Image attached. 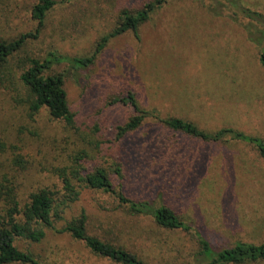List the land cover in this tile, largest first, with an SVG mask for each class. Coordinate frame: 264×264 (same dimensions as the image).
Instances as JSON below:
<instances>
[{
    "label": "rangeland",
    "instance_id": "1",
    "mask_svg": "<svg viewBox=\"0 0 264 264\" xmlns=\"http://www.w3.org/2000/svg\"><path fill=\"white\" fill-rule=\"evenodd\" d=\"M35 1L0 0L1 39L34 28L29 7ZM144 1L148 0H56L39 37L27 44L28 50L88 54L113 26L118 5L141 7ZM234 1L238 6L232 5ZM242 7L259 16H246L240 12ZM262 46L264 0H165L137 35L126 32L110 39L94 65L66 78L68 100L78 113V123L99 122L102 150L123 162V182L129 194L164 199L215 243L264 242V162L254 148L241 142L219 145L183 139L152 121L118 145L113 141L114 125L132 109L104 103L131 90L143 107L158 110L161 117L182 116L208 130L229 126L264 139ZM62 69L63 64L56 67ZM0 123L11 134L25 136L31 153L38 146L61 147V138L70 135L45 109L25 118L1 87ZM156 129L160 134L152 144L149 138ZM167 158L188 159L198 170L185 169L183 174L173 165L166 170L152 164ZM33 161L22 175L23 194L40 186H60L56 177ZM227 179L234 181L233 187ZM82 209L90 233L125 244L148 264H204L196 255L199 248L192 234L159 228L147 216L129 215L113 195L84 189L66 215ZM17 244L40 264H116L94 255L66 233L48 230L39 242L20 240Z\"/></svg>",
    "mask_w": 264,
    "mask_h": 264
},
{
    "label": "trees",
    "instance_id": "2",
    "mask_svg": "<svg viewBox=\"0 0 264 264\" xmlns=\"http://www.w3.org/2000/svg\"><path fill=\"white\" fill-rule=\"evenodd\" d=\"M164 1H144L141 7L130 3L118 5L113 26L99 37L88 54L66 55L55 50L35 53L28 50L27 44L39 37L47 13L55 6L56 0L33 2L29 7V17L34 22V28L10 39L0 38V87L7 91L11 102L21 109L25 118H33L45 109L49 118L60 121L70 133H65L61 138L64 139L61 147L54 144L50 149L38 146L31 153L25 136L11 134L6 127H0V264H40L28 249L19 248L17 243L20 240L39 242L48 230L68 234L84 243L94 255L116 264H148L125 244H116L90 233L88 216L83 209L77 214L66 215L84 189L113 195L126 213L150 217L159 228L192 234L199 248L196 255L204 264L264 262V242L226 240L215 243L201 229L182 218L164 199L156 201L154 196L130 195L123 182V162L102 150L99 122L79 124L78 113L69 103L65 84L67 76L94 65L110 39L126 32L137 35L139 27ZM232 5L238 6L236 1ZM240 12L248 17L259 16L244 7ZM259 62L264 68V46L259 49ZM61 64L64 69L56 70ZM115 103L132 109L125 120L114 125L113 141L118 145L147 121H152L157 128L178 133L183 139L219 145L241 142L253 147L264 162V139L258 135L229 126L208 130L182 116L161 117L158 110L143 107L131 90L111 96L104 104L110 106ZM104 104L102 107H105ZM158 134L160 131L156 129L149 142L153 144ZM135 153L141 152L137 149ZM33 160L42 171L56 177L60 186H40L23 194L22 175L28 171ZM155 161L152 164L160 169L163 166L169 170L173 165L174 170L183 174L198 170L188 159L182 162H175L171 158H167L166 162ZM187 162L189 166H186ZM227 180L228 185L233 187L234 181Z\"/></svg>",
    "mask_w": 264,
    "mask_h": 264
}]
</instances>
